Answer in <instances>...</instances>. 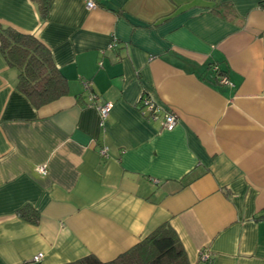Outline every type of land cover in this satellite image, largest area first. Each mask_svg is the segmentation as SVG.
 Listing matches in <instances>:
<instances>
[{"label":"crops","instance_id":"crops-1","mask_svg":"<svg viewBox=\"0 0 264 264\" xmlns=\"http://www.w3.org/2000/svg\"><path fill=\"white\" fill-rule=\"evenodd\" d=\"M259 3L48 0L43 19L37 0H0V25L36 36L69 83L35 109L0 53V264L109 261L165 222L188 264H264Z\"/></svg>","mask_w":264,"mask_h":264},{"label":"trees","instance_id":"trees-1","mask_svg":"<svg viewBox=\"0 0 264 264\" xmlns=\"http://www.w3.org/2000/svg\"><path fill=\"white\" fill-rule=\"evenodd\" d=\"M37 1L44 19L48 0ZM224 7L227 13H233L231 6ZM0 53L9 66L17 69L16 88L35 109L68 93V79L53 61L49 48L36 36L0 25ZM220 76L221 72L216 79ZM18 215L34 224L39 220L38 212L31 206L19 209ZM66 264H188V259L176 231L165 222L112 260L102 261L88 255Z\"/></svg>","mask_w":264,"mask_h":264},{"label":"built area","instance_id":"built-area-1","mask_svg":"<svg viewBox=\"0 0 264 264\" xmlns=\"http://www.w3.org/2000/svg\"><path fill=\"white\" fill-rule=\"evenodd\" d=\"M101 1V0H85V8L88 9V10H93L95 8H97L98 6V2ZM260 3H259V8L264 11V0H259ZM220 83H228V80L225 76H220L219 80H218ZM91 97L93 98H96V95L94 94H91ZM144 104L146 106H148L149 110L150 111H153L154 112V106H153V103L150 102V101H145ZM112 106L113 104L111 102H104V103H101V104H98L97 106V109H98V112L100 114V125L103 126L104 123H105V118L107 117V115L109 114V112L111 111L112 109ZM164 119V127L168 130H172L176 124H177V117L175 114L173 113H166L163 117ZM106 150V147L103 148V153L105 152ZM42 173L45 172V169L43 167L40 168ZM42 257V253H38L35 257H34V260L35 261H38L40 258ZM209 256L208 254L206 253H201V259L202 260H208Z\"/></svg>","mask_w":264,"mask_h":264}]
</instances>
